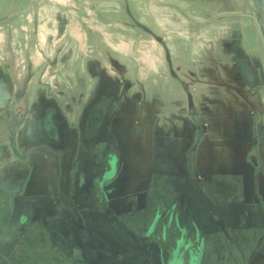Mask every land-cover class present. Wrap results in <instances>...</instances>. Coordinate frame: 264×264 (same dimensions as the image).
<instances>
[{"label":"crops","instance_id":"1","mask_svg":"<svg viewBox=\"0 0 264 264\" xmlns=\"http://www.w3.org/2000/svg\"><path fill=\"white\" fill-rule=\"evenodd\" d=\"M151 1L168 20L162 34L149 41L120 24L105 33L106 44L95 45L98 33L84 32L86 56L76 58L71 52L68 63L56 60L50 66L52 55L61 58L64 53L58 39L77 34L80 41L87 31H78L82 22L88 19L95 27L102 19L121 22V15L112 17L111 12L80 16L78 6H111L118 0H0V119L8 121L0 128V207L7 208L1 214L13 208L18 217L14 226L1 217L0 248L25 244L18 241L23 238L19 230L26 232L27 245H41L38 241L49 236L44 224L63 225L58 215L78 214L79 205H69L74 195L63 172L73 164L81 139L79 124L73 121L80 100L88 111L97 101L109 103L108 110L118 118L114 128L120 149L126 144L122 134L128 132L120 123L129 103L135 104L136 119L167 118L162 125L153 120L146 130L136 121V137L149 131L155 144L149 173L161 161L182 165L185 181L196 186L185 196L193 213L201 215L195 217L201 225L206 218L212 230L220 229L219 220L225 229L243 224L264 229V0ZM31 22L45 24L17 34V26L28 28ZM32 37L35 46L16 40ZM48 37L56 39L49 46L39 41ZM17 53L24 55V64L29 62L20 77L15 72ZM17 86H23V93H17ZM114 86L119 92L107 94ZM88 125L95 132V125ZM161 150L168 151V158L160 157ZM110 153L117 158L118 171L122 158ZM214 197L238 200L218 203L211 201ZM37 229L45 233L31 234ZM13 230L18 238L11 239L9 233L4 238L5 231ZM2 252L10 259V249Z\"/></svg>","mask_w":264,"mask_h":264},{"label":"rangeland","instance_id":"2","mask_svg":"<svg viewBox=\"0 0 264 264\" xmlns=\"http://www.w3.org/2000/svg\"><path fill=\"white\" fill-rule=\"evenodd\" d=\"M97 1H103V0H96ZM151 0H118V2H116V5H111V6H102V5H98V3L94 6H78L77 7V11H78V15L80 16H84L87 15L86 13L91 12L92 14L95 12L97 13H110V15H112V17L117 15H121V22H113L110 21V19H102V20H98L96 21V27L94 26L95 24L93 22H90L88 19L85 22H82V25L77 26L79 28L78 31H81L82 28H84V30L87 31H82V34L85 33H91L93 34L94 32L98 33L97 34V40L96 42H98V44L95 45H100L101 44H106V40H105V33L108 31H112L114 32L115 30L119 29L120 24L121 26H123L128 32L130 33H135V34H139L141 36V38L145 39V40H149L151 41L152 39H154V37H152L153 35H159V33H163L164 30H167V26L168 24V20L166 19V17H164V19H162L160 17V15H164L162 13V9H158L155 10V7L152 6L151 4ZM24 7H22L21 9L23 10ZM26 8V7H25ZM24 8V9H25ZM49 8V7H48ZM158 8V7H156ZM70 9V8H69ZM66 10V9H65ZM106 14V15H107ZM109 15V14H108ZM112 19V18H111ZM113 20V19H112ZM89 21V22H88ZM45 24L44 22H38V23H34L31 22L29 23L30 27H26L23 26V24L21 25V28L18 29L19 26H17V34H23L26 35L25 33L28 32L30 33V31H34L36 28L35 26H38L39 24ZM17 24V23H16ZM15 24V25H16ZM67 23L64 24V26ZM90 24V25H88ZM48 27L47 29L49 30L48 33H51V23L48 22ZM38 28V27H37ZM64 27H62L63 29ZM25 29V31H24ZM47 31V30H46ZM76 32V31H75ZM33 33V32H32ZM78 33V32H77ZM33 35V34H32ZM22 36V38H23ZM81 36V35H80ZM79 36L76 34L75 36L73 35L72 37H64L62 40H59V47H64V53L62 54L61 58H57L54 55H52L54 58H52L50 61V66H56V60H62L63 62H69V60H71V52L74 53L73 57H80V59H82V57L84 58L86 56L87 53V47H85L86 45H89L88 43V38H84L85 35H82V38L80 39V41L77 39ZM22 38H17V42L21 41L23 43V40H28V41H33V46H35L36 39H34L32 37V39H22ZM55 38L54 37H48L46 39L41 38L39 39V41L45 42L47 46L50 45V43H54L55 42ZM80 42L79 47L77 46V43ZM32 44V43H31ZM91 50H93L92 48H90ZM70 58V59H69ZM15 61H16V77H20V75L23 74L22 72V67L29 66V62L26 61V63L24 64V55L22 53H17L15 55ZM32 61V60H31ZM34 62V61H33ZM32 62V63H33ZM102 62V60H101ZM103 67V65H101ZM32 67H34V64H32ZM17 93H23L22 89L23 86H17ZM107 94H115L117 92H119V87L118 86H114L112 88H109L107 91ZM93 103V102H92ZM91 104V103H90ZM89 104V105H90ZM81 105V106H80ZM95 109L89 110L88 108H85L86 106L88 107V104H83V101H79V111H74V114L77 115V117H75V119H73V121H76L79 125L80 131H81V139L80 142L78 144V148L76 149V155L74 157L75 160H73V164H69L68 167L66 168V170L63 172V178L65 180V182L68 184L70 183L71 188H72V194L74 195V198H69L68 200L70 201L69 205L73 206V209H76V206L79 205V209H78V214H74L71 213L66 215V214H62V215H58V216H62L63 220L61 219V221H63V225L65 226V224H69V220L73 221L74 224L76 225L77 228L81 227V226H85L86 228L89 227L91 228V231L93 233H97L95 238V242H97L99 238L104 237L105 235H107L106 231L103 232V230H106L107 227H110V229H112V233H110V236L112 237L113 241H118V242H122L123 245H121L122 250H116L113 251L112 250V255L119 256L122 253H126L124 252V249L126 248L127 254L132 253L134 255L138 254L141 255V251L137 250V247L132 244V242L129 239V233L130 231H125V229H117L120 228L122 226H120V223L118 222L117 219V215L115 214V211H120V208L125 207V209L127 208L128 211H131L130 209H134L137 204L140 201V197H142V191L147 190L148 188L147 186V179L149 178L150 175L148 174H153L154 176L157 175V171L159 172L158 175L161 176L160 181L158 182L157 187H151V190H154L155 188H157L158 190H163V192H173L175 194H181L183 192L184 193H189V189L192 188H196V186H193L194 184L191 182H186L184 179V167L182 165L178 166H174V165H169L168 161H161L160 165L154 167L156 168L155 170L153 169V171L151 173H149V169L150 166L149 164H151V156L152 153L154 154V147L155 144L153 142L152 139V135L150 134V132L148 131L146 134H138L140 135V137H136L137 135L135 134V125H136V121L139 120L138 122L141 124H144V129H149V125L152 124V121L156 120V125H158V123H160V125H162L164 122H167V118H150L149 115H145L143 118L141 117L140 119H136L135 114L137 113L135 110V104L133 103H129V107L127 110V117L126 119L121 118V125H122V130L124 129V127H126L125 125H127V133L122 134V137L124 138V141L126 142L125 144V149L122 148L120 149L119 144V134L115 133V126L117 125V119H114L112 115H114V111L111 110V108L108 107L109 103H106L105 101L101 100L100 102L97 101V103L95 102ZM92 111V112H91ZM126 111V110H125ZM99 112V113H98ZM101 112V113H100ZM100 114L99 118H96L95 115L96 114ZM90 124L91 125H95V132L94 130L90 131L91 128L88 127ZM8 125V121L5 118H1L0 119V128L1 131H3V129H5ZM148 125V126H147ZM76 127H78L77 125H74ZM86 127L87 131H84ZM92 127V126H91ZM111 127H113V129H111ZM93 129V128H92ZM90 131V132H89ZM140 131V130H139ZM1 135V134H0ZM65 135V134H64ZM66 136V135H65ZM71 139V138H70ZM137 139V140H136ZM165 145L168 144L167 140H165ZM115 145V146H114ZM157 145V144H156ZM116 147V148H115ZM116 152L120 158H122V161L120 162V166L118 168L117 171V176L118 177H123L124 174H126L125 172L123 173V169L124 167L127 168L129 171L128 173V179L126 180V183L122 184V192L119 189L118 191H114L110 193V197H109V201L111 203V207H112V213L110 214H106V212L104 211H99V208L96 206V210L95 212L99 215L100 218L105 219V221L100 222V221H96V222H91L90 219H88V214L87 211H89V209H92V200L93 198H87L85 197V195H87L91 189H94L95 185H97V182L99 180V178L102 175V171L103 169L106 167V158L107 155L110 152ZM157 151V150H155ZM162 151V150H161ZM160 151V152H161ZM158 152V151H157ZM161 158L165 157L168 158V151L164 150L161 152L160 154ZM136 157L139 158V161L136 160ZM124 160V161H123ZM124 162H126L128 165L126 166V163L124 164ZM137 162H141L139 164V166H137ZM122 163V165H121ZM158 169V170H157ZM44 170L42 169L41 172H43ZM165 174V176L163 175ZM137 176V177H136ZM163 177V178H162ZM167 177V178H166ZM137 178V180H136ZM96 180V181H95ZM65 183V184H66ZM109 184V182L105 183V186H107ZM70 185H67L68 188H70ZM137 186V187H136ZM109 187V186H107ZM138 187H140V195H132V193L135 191V189H138ZM147 188V189H146ZM71 190V189H70ZM176 190V191H175ZM92 191V190H91ZM149 191V190H148ZM187 191V192H185ZM93 195V194H92ZM189 198V197H188ZM226 199V198H225ZM223 197H214L211 201L214 202H218L220 203L221 201L225 200ZM68 200L66 199L65 205L67 204ZM187 200V198H186ZM228 201H233V200H238V199H226ZM210 201V199H209ZM120 207V208H119ZM16 209H18V207H16ZM20 209V208H19ZM122 209V210H123ZM247 209V208H246ZM249 209V208H248ZM12 210V211H11ZM80 210V211H79ZM7 211V208L5 209V207L1 206L0 207V219L2 217V219H9V221L11 222V225L14 226L15 224H17L16 220H18L17 217V213H14L15 210L12 208H10V213L9 214H5L7 212H5L4 214H1V212ZM20 211V210H19ZM18 211V212H19ZM69 211H71L69 209ZM94 211V210H91ZM206 215L211 219L210 221L214 222V215L213 213H211L210 208L206 207ZM242 211L243 210L242 208ZM117 213V212H116ZM246 216V215H245ZM248 216V215H247ZM246 216V217H247ZM50 218H53L52 220H55L54 218H57L56 216H50ZM206 219V218H205ZM205 224H207V220H205ZM248 219V217H247ZM54 223H56L55 221H53ZM61 223L60 221L58 222ZM209 223V222H208ZM4 224V223H3ZM71 224V223H70ZM212 224V223H211ZM214 224V223H213ZM232 225V224H231ZM117 229V230H116ZM120 230V231H119ZM130 230V229H129ZM231 227L230 229H227V234L231 235ZM236 230V229H235ZM20 231L23 230H19L16 231L17 233H21ZM43 230L41 229H37L34 232H32L31 234H36V233H43ZM114 231V232H113ZM125 231V232H124ZM237 231V230H236ZM262 231H264V229H254L251 230L250 232H248L247 238L248 239H252V241L250 243H252V245H245L243 246L242 244H240V248L242 249V251L245 253V257L246 260L243 259L242 256H240L238 254L237 250H234L232 253L234 254V256L236 257V259L240 260V264H264V260L258 259L259 257L264 259V241H259V237L262 235ZM16 232L13 231H5L4 238H8V233L11 234V239H16L19 236L16 234ZM91 232V233H92ZM45 233V232H44ZM43 233V234H44ZM88 236V233L86 234L85 231H76L75 230V237L77 242H79L81 244L82 247V251L84 254H87L88 256L95 257L97 256V254L100 252L101 256H103V252L101 247L99 248V241L97 246L95 247L97 249V252L92 255V252H90L91 248L93 245H91V241L92 238H94V236L92 237V235ZM127 234V237H126ZM17 235V236H16ZM16 238H13L15 237ZM109 236V235H108ZM21 237V236H20ZM223 235L221 232H219V238L221 239V241L223 240ZM243 237V236H242ZM43 238V236H42ZM44 241H38L39 243H43V246L40 247V245H27L28 243L26 242V240L23 241V243L25 244H21L20 246L15 247V245L11 244L9 246H5L4 248H0V264H30L33 260V258L36 255H42L44 259H46V264H57V262L55 263L54 261H51L53 259L54 256L57 255V253H55V251L50 248V246L47 244L48 239L46 237L43 238ZM117 239V240H114ZM19 240V239H18ZM258 241L260 244H258ZM116 246H113L112 249L116 248ZM5 249H10L11 251V257L10 259H8L7 255L5 253H3L2 251H4ZM119 249V247L117 248ZM78 251V250H77ZM79 252V251H78ZM134 252V253H133ZM138 252V253H137ZM81 253V252H80ZM250 253H254L253 256L251 257H256V261H249L248 255ZM126 254V255H127ZM257 254V256H256ZM118 257V258H119ZM129 257V256H127ZM97 258V257H96ZM121 258L123 259V256H121ZM70 263V262H69ZM114 263V262H113ZM35 264V263H34ZM37 264H42V263H37ZM115 264V263H114Z\"/></svg>","mask_w":264,"mask_h":264},{"label":"flooded vegetation","instance_id":"3","mask_svg":"<svg viewBox=\"0 0 264 264\" xmlns=\"http://www.w3.org/2000/svg\"><path fill=\"white\" fill-rule=\"evenodd\" d=\"M109 154L106 158L107 165L103 169L97 185L94 189H91L92 191L90 190L88 196H85L93 198L92 209L90 208L87 211L88 219L91 222L105 221L95 212L96 206L99 211H104L106 214L112 213L113 209L109 201L110 193L119 192V189L122 190V184L126 183L128 179V171L125 167L123 173L126 174L123 177L117 176V158L114 153ZM158 174L155 176L152 173L150 174L146 186L149 188L142 191L144 193L141 194L142 197H140V201L134 209L128 211L125 207L124 209L119 207L120 211H115L118 222L122 226L117 229L122 228L125 231H130L129 239L137 247V250L141 251V255L134 252V255L132 253L127 254L128 251L125 248L124 252L126 253H121L120 257H114L112 250H122L121 245L123 243L114 242L110 236L112 229L107 227L106 230H103V232H107V235L102 238L98 237L100 242L98 247H101L103 256L100 257L101 253L99 252L97 256L91 258L83 253L81 244L77 242L75 237V230L85 231L89 236L92 232L91 228L81 226L78 229L75 226L77 229H74L70 228L68 223L65 226H57L52 222L49 225L44 224L45 232L49 235L48 245L57 253L51 261L57 262V264H240V260L236 259L232 253L234 250H237L238 254L246 260V255L239 246L240 244L243 246L252 245L250 243L252 239H248L247 235L248 232L254 229L248 228L247 224H243L238 225L236 231L230 226L231 235H229L220 220L218 222L220 229L218 230H212L206 224L197 223L195 217L200 219L201 215L193 213V209L189 206L190 199L185 196V193L175 194L172 191L164 193L163 190L157 188L151 190V187H157L161 179ZM163 175L165 176V174ZM106 182H109L110 185L104 188ZM140 190V188L135 189L132 195L141 196ZM20 232V234H23V238L18 240L21 244L27 235L26 232ZM219 232L223 235L222 241L219 238ZM96 234L91 233L92 237L94 236L93 241L90 242L93 245L90 250L92 255L97 252L95 248L98 244V241L95 242ZM259 241H264V231H262ZM259 241L258 244H260ZM116 245L117 247L112 249ZM42 246L43 244L40 245V247ZM118 247L119 249H117ZM253 254L248 255L250 262L253 261L254 257H251ZM35 256L36 258L34 257L30 264H46V259L42 255L35 254ZM121 256H123V259Z\"/></svg>","mask_w":264,"mask_h":264}]
</instances>
